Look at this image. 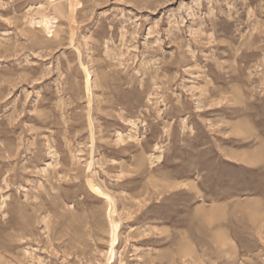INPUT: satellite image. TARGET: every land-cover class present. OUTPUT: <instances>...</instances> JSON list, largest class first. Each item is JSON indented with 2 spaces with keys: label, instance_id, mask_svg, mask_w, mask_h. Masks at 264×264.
Masks as SVG:
<instances>
[{
  "label": "rangeland",
  "instance_id": "obj_1",
  "mask_svg": "<svg viewBox=\"0 0 264 264\" xmlns=\"http://www.w3.org/2000/svg\"><path fill=\"white\" fill-rule=\"evenodd\" d=\"M0 264H264V0H0Z\"/></svg>",
  "mask_w": 264,
  "mask_h": 264
}]
</instances>
